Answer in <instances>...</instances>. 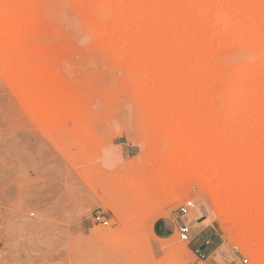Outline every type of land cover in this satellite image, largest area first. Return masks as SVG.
<instances>
[{"label": "rangeland", "instance_id": "374dc122", "mask_svg": "<svg viewBox=\"0 0 264 264\" xmlns=\"http://www.w3.org/2000/svg\"><path fill=\"white\" fill-rule=\"evenodd\" d=\"M34 80L49 107L25 98ZM195 249L264 264V0H0V264Z\"/></svg>", "mask_w": 264, "mask_h": 264}, {"label": "bare ground", "instance_id": "6f19581e", "mask_svg": "<svg viewBox=\"0 0 264 264\" xmlns=\"http://www.w3.org/2000/svg\"><path fill=\"white\" fill-rule=\"evenodd\" d=\"M177 10V9H176ZM176 10H174V12H176ZM24 15H25V13H24ZM177 17V15L175 14V15H173V19H175ZM23 18H26V16H24ZM33 18V17H32ZM36 18V17H35ZM35 18L32 20L33 22L32 23H34V20H35ZM26 21V20H25ZM36 21V20H35ZM34 25V24H33ZM32 25V26H33ZM28 26V24H26V27ZM25 27V28H26ZM34 28H35V25L33 26ZM33 27H31L32 29H33ZM31 28H30V30H31ZM28 31H29V29H28V27L26 28ZM26 30V31H27ZM27 31V32H28ZM37 32V30H33V31H30V33L31 32ZM26 33V32H25ZM29 33V32H28ZM31 34H33V33H31ZM34 36V35H33ZM37 74L38 76H39V74L40 73H37V72H34V74ZM32 74V73H31ZM35 74V75H36ZM33 76V75H32ZM35 77V76H34ZM33 79V78H32ZM38 79V78H37ZM21 87H23V86H21ZM31 89H30V91H28V92H26V90H24V91H22L21 90V92H24V96H25V98L30 102V104H32V107L34 108V109H44V108H47V107H49V102H48V99H47V95L49 94V92H50V89H49V87H45V88H42V87H40L39 85H38V83L34 80L33 82H32V84H31ZM24 88V87H23ZM19 92V91H18ZM21 95V94H20ZM70 96V97H69ZM71 97H73V98H71ZM22 98V97H21ZM65 98V99H64ZM76 97H74L73 95L71 96L70 95V93L67 91V90H62V91H58L57 93H56V99H57V101H58V103H59V101L62 99H64L63 101H65L66 99H67V101H66V103H67V105H65L62 109L64 110L65 108H71L70 106H69V104L70 103H73V101L72 100H74V103H75V106H76V99H75ZM161 98L163 99L164 97L163 96H161ZM161 99V100H162ZM72 101V102H71ZM73 103V104H74ZM28 107H29V105H28ZM61 108V107H60ZM75 108V107H74ZM74 108H71L72 110H74ZM31 109V108H30ZM62 109H60V110H62ZM71 109H67V110H71ZM66 110V109H65ZM68 111V112H69ZM214 206V205H213ZM195 213H192V217H194L195 215H194ZM211 219V218H210ZM213 219V218H212ZM211 221V220H210Z\"/></svg>", "mask_w": 264, "mask_h": 264}, {"label": "built area", "instance_id": "2783aa9c", "mask_svg": "<svg viewBox=\"0 0 264 264\" xmlns=\"http://www.w3.org/2000/svg\"><path fill=\"white\" fill-rule=\"evenodd\" d=\"M194 209V203L190 200L184 202L182 205H180V207L178 208V213L180 214V216L184 217L186 215H188V213ZM93 221L97 224H100L102 226H107L108 225V221L102 217L100 214H96L93 217ZM175 230L178 234L179 240L182 242H189V238H190V227L189 225L185 224L184 222H180L178 224L177 227H175ZM193 253L196 257V262L195 264H199L201 262H203L204 260H206V255L204 253H202V251H200L199 249H195L193 250ZM0 258H1V252H0ZM243 264L247 263V259H243Z\"/></svg>", "mask_w": 264, "mask_h": 264}, {"label": "crops", "instance_id": "0c3cea01", "mask_svg": "<svg viewBox=\"0 0 264 264\" xmlns=\"http://www.w3.org/2000/svg\"><path fill=\"white\" fill-rule=\"evenodd\" d=\"M174 227L164 219H158L153 224V234L161 239L169 238L173 234Z\"/></svg>", "mask_w": 264, "mask_h": 264}]
</instances>
